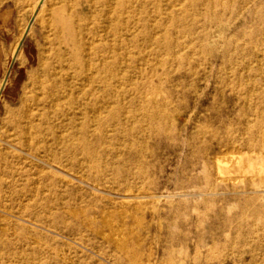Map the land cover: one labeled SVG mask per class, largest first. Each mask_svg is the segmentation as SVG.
<instances>
[{"label": "rangeland", "instance_id": "rangeland-1", "mask_svg": "<svg viewBox=\"0 0 264 264\" xmlns=\"http://www.w3.org/2000/svg\"><path fill=\"white\" fill-rule=\"evenodd\" d=\"M54 1L0 0V264H264V0H112L31 125Z\"/></svg>", "mask_w": 264, "mask_h": 264}, {"label": "bare ground", "instance_id": "bare-ground-1", "mask_svg": "<svg viewBox=\"0 0 264 264\" xmlns=\"http://www.w3.org/2000/svg\"><path fill=\"white\" fill-rule=\"evenodd\" d=\"M111 1L112 0H56L49 9L44 8L43 10L42 8L37 12V17H41L43 21L46 20L53 32L56 67L54 72L50 73L47 81L48 85L40 90V97L34 99L35 109L29 112L25 117L26 123L32 125L36 117L43 118L50 113L58 117L67 116L68 111L74 109L73 104L76 105L74 100L75 95H92L90 94L92 92L90 89L91 85L89 86L90 90L88 89L85 94H83L78 92L76 88H69L66 86L63 82V76L66 72L72 70L75 72L78 79H87L86 81H89V83L92 82L94 72L88 67V63L85 61L86 52L93 49H91V46L94 43L96 32L102 19L106 17L107 9L110 7ZM45 2L46 0H41L43 6ZM108 72L109 70L105 73V85L109 84L107 79V76H109ZM5 141L6 140H4V142ZM15 150H17V148ZM253 159L254 157L252 160ZM239 163L245 167L247 163L249 169L253 168L251 167L252 161L250 163L246 156L241 157Z\"/></svg>", "mask_w": 264, "mask_h": 264}]
</instances>
